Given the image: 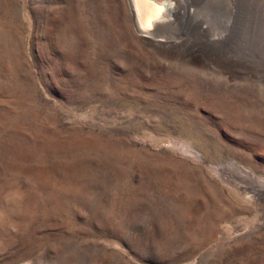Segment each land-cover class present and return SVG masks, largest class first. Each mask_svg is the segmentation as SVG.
<instances>
[{
	"label": "rangeland",
	"instance_id": "obj_1",
	"mask_svg": "<svg viewBox=\"0 0 264 264\" xmlns=\"http://www.w3.org/2000/svg\"><path fill=\"white\" fill-rule=\"evenodd\" d=\"M188 1L0 0V264H264V0Z\"/></svg>",
	"mask_w": 264,
	"mask_h": 264
},
{
	"label": "bare ground",
	"instance_id": "obj_2",
	"mask_svg": "<svg viewBox=\"0 0 264 264\" xmlns=\"http://www.w3.org/2000/svg\"><path fill=\"white\" fill-rule=\"evenodd\" d=\"M179 1H180V3H179ZM179 1L178 0H129L131 10L133 13V17L135 20V22H134L135 27H136L137 31L139 30L140 32H144V34H146V35H147V33H153L157 29L158 30L161 29L162 31H165V30L169 31L170 27H172V25H173V21L178 20L176 17H178L179 19L190 17V19H191L190 21L193 22L196 18L195 8H190L188 0H179ZM198 1H203V0H198ZM205 1H208V0H205ZM159 35H161V34H159ZM210 35L211 36H209L207 38L208 40L218 42V38L215 35L214 36L212 34H210ZM156 36H158V35H156ZM161 36H163V35H161ZM156 40H161V39L157 38ZM169 45H175V44L170 43ZM207 60L213 61V58L208 57ZM235 167L238 170V173H240V176L243 175L245 177V178H241V181H242V179H246L247 181H249V184L253 185V184L257 183V184H259V185L256 184L257 186L264 185V180H263V178L261 179V176L259 179V177H257V175H254L249 170H247L241 166L235 165ZM233 171H234V169H233ZM247 187L251 188L252 186L249 185ZM250 191H251V189H250Z\"/></svg>",
	"mask_w": 264,
	"mask_h": 264
}]
</instances>
